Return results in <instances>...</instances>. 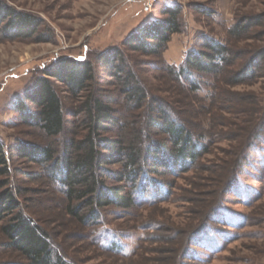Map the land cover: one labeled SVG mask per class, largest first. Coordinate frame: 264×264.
Segmentation results:
<instances>
[{
  "label": "rangeland",
  "instance_id": "rangeland-1",
  "mask_svg": "<svg viewBox=\"0 0 264 264\" xmlns=\"http://www.w3.org/2000/svg\"><path fill=\"white\" fill-rule=\"evenodd\" d=\"M3 1L41 20L26 38L7 37V20L0 23V139L7 147L25 141L60 151L69 136L84 132L80 119L68 115V134L49 137L23 122L18 106L44 70L69 59L92 62L96 82L87 94L111 102L124 139L129 142L146 128L147 107L139 109L125 97L102 51L120 52L114 64L124 61L154 100L169 102L193 133L210 143L209 153L186 173L155 176L169 186L164 201L142 198L129 209L112 204L94 224L67 213L66 196L48 168L15 154L8 178L18 211L47 232L54 254L66 256L68 264H264V0ZM169 7L181 9L180 29L160 53L125 44L145 23L165 18ZM251 19L256 23L248 27ZM206 36L228 47L229 61L214 74L177 78L187 54L201 49ZM256 58L254 76L234 84ZM196 84L200 89L193 93L190 86ZM58 93L69 114L77 105L73 93L60 83ZM146 135L141 140L148 141ZM247 154L251 160L242 166ZM123 185L128 195L129 185ZM11 216L0 222V264H27L2 232Z\"/></svg>",
  "mask_w": 264,
  "mask_h": 264
},
{
  "label": "trees",
  "instance_id": "trees-1",
  "mask_svg": "<svg viewBox=\"0 0 264 264\" xmlns=\"http://www.w3.org/2000/svg\"><path fill=\"white\" fill-rule=\"evenodd\" d=\"M165 11V18L145 23L125 44L145 54L160 53L180 29L178 17L181 9L169 7ZM5 20L4 34L7 37H29L41 25L40 19L16 12L0 0V23ZM255 23L251 19L248 27ZM202 43L201 49L187 54L177 78L194 72L214 74L229 61L226 45L208 36ZM102 52L101 59L115 69L114 76L124 87L125 97L139 109L147 107L145 112L149 121L146 128L129 142L123 138L124 125L111 102L94 92L87 94L89 86L96 82V70L90 61H59L35 80L33 88L18 104L23 122L40 127L49 137H56L68 134L69 115L80 119L84 132L79 137L69 136L60 151L50 144L25 141L7 147L0 139V222L12 215L3 224L2 232L7 237L8 246L19 252L27 264H68L69 260L62 254H54L47 232L18 211L20 202L8 178L15 154L48 168L52 179L62 187L66 196L67 213L82 223L94 224L100 219V211L112 204L129 209L138 206L137 201L142 198L153 200L151 204L164 201L170 193L169 186L155 176L182 175L209 153L210 143L206 144L205 136L195 135L169 102L154 100L137 75L126 69L124 61L114 64L122 57L120 52ZM258 61L256 58L254 66L251 62L238 72L233 83L243 84L252 78ZM59 83L65 84L77 101L69 114L58 93ZM190 89L195 93L200 88L196 84ZM117 129L121 134L111 135ZM143 135L149 136L148 141L141 140ZM257 146L253 144V149H258ZM241 160L243 166L251 156L247 154ZM117 165L120 166L116 168ZM123 183L129 185L128 195L123 190Z\"/></svg>",
  "mask_w": 264,
  "mask_h": 264
},
{
  "label": "built area",
  "instance_id": "built-area-1",
  "mask_svg": "<svg viewBox=\"0 0 264 264\" xmlns=\"http://www.w3.org/2000/svg\"><path fill=\"white\" fill-rule=\"evenodd\" d=\"M151 1H152V0H150V2H151ZM155 1H156V0H155ZM156 2H157V1H156ZM146 8H147V10H150V9H151L150 7H147V6H146Z\"/></svg>",
  "mask_w": 264,
  "mask_h": 264
}]
</instances>
